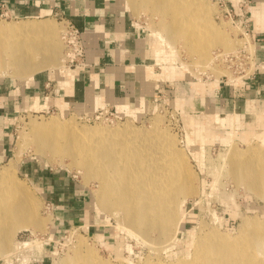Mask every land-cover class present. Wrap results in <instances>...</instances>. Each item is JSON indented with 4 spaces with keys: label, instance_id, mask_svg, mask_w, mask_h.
Instances as JSON below:
<instances>
[{
    "label": "bare ground",
    "instance_id": "1",
    "mask_svg": "<svg viewBox=\"0 0 264 264\" xmlns=\"http://www.w3.org/2000/svg\"><path fill=\"white\" fill-rule=\"evenodd\" d=\"M124 3L133 9L132 12L140 8L150 9L154 13H161L163 20L166 16L169 18L168 22L163 21L167 36L158 33V36L166 39L168 48H175L173 45L182 40L193 54L198 55L203 65L215 60L206 53L207 42L202 36V25L193 20L207 19L204 14L209 13L212 7L205 0H125ZM184 8L200 12L190 18L180 17L179 13ZM2 23V67H10L24 82L48 68L60 69L58 55L61 47L56 37L61 28L53 21L22 19ZM218 30L215 27V34L220 33L221 30ZM226 50L229 48L226 47ZM161 55L162 50L157 49V59ZM65 58L64 55V63ZM166 72L170 78L177 73L173 65L167 67ZM230 78L234 79L233 75ZM230 82L236 84L242 80ZM213 83L201 84L202 90L198 85L199 91L205 92L210 87L220 85L218 80ZM178 101L181 106L186 103L184 98ZM205 117L220 120L219 114L195 120L190 117L189 120L194 126H205L207 136H211V122H206ZM225 118L227 123H233L238 115ZM159 122L160 119H157L150 128L136 127L131 123L102 128L79 126L74 120H61L57 116L41 121L32 119L16 147L15 155L0 168V257L8 258L13 253V248L17 247H13V242L20 230L30 229L34 234L46 225L44 219L35 215L39 211L40 200L17 176L23 148L29 142L34 143L40 155L60 159L69 157L85 178L96 180L99 188L93 194L94 206L118 216L121 224L137 237L150 243L152 237L156 236L152 241L158 245L179 241L184 227L185 206L189 198L198 194V177L185 151L177 147L176 138L163 125L159 126ZM242 138L247 140L249 137ZM259 140L262 143L252 145L248 155L246 151L232 147L223 158L224 163L227 162L226 174L238 184L245 183L251 191L264 198V134ZM226 142H229L228 137ZM77 238L73 254L62 259L60 264H113L100 258L93 249H86L81 237ZM19 245L22 247L25 243ZM190 248L191 252L185 258H178L172 264H264V220L258 217L243 219L241 230L236 235L222 234L216 228L206 233L201 230ZM143 264L154 263L147 259Z\"/></svg>",
    "mask_w": 264,
    "mask_h": 264
},
{
    "label": "rangeland",
    "instance_id": "2",
    "mask_svg": "<svg viewBox=\"0 0 264 264\" xmlns=\"http://www.w3.org/2000/svg\"><path fill=\"white\" fill-rule=\"evenodd\" d=\"M114 1L122 8H125L133 18L138 29L147 34L148 39L152 41L153 50H162V55L160 58L158 57V59L153 54L156 62L162 65L165 71L167 67L173 65L183 73L182 77H178L180 83H182L178 86L181 87L182 90L178 92V86L176 84L179 82L176 81V84H172L173 86H171L174 88L173 90L176 91L175 97L166 95L157 103L147 108L144 114L141 113L143 114L142 116L124 117L115 123L104 121L89 122L86 118L91 115L79 114L76 111L69 112L67 115H65L66 113L62 114L61 111L47 114H21L14 120V124L11 127L13 143L10 155L4 163L0 164V168L1 166L7 165L10 159L15 155L16 147L18 143L21 142L23 135L27 132L29 122L32 119L37 118V120L41 121L42 119L57 116L61 120H74L79 126H100L102 128H115L123 123H131L136 127L146 126L150 128L153 122L160 119L159 126L167 128L176 138L178 143L177 147L185 151L188 161L198 177L196 181L198 194L189 198L185 206L184 227L182 229L183 231L180 232L182 238L180 237V240L175 244L169 245V243H165L159 244L161 245L159 246L156 241V243L152 241L156 239L154 235L151 242L149 241L150 243L137 237L126 226L121 224V220L118 216L110 213L108 210H98V208L94 206L93 194L99 188V184L96 180L85 178L76 166L73 165L69 157L60 159L59 157L51 158L49 156L40 155L36 151L34 143L29 142L27 146L23 148V153L21 155L22 163L17 170V176L40 200L39 211L37 210V212H34L36 217H41L45 220L46 225L34 234L30 229L20 230L13 242V247L15 245H17V247L13 248V253H11L8 258L7 256L0 257V264H43V261H45L46 264H60L62 259L68 258V256L73 254V250H75L77 244V236L81 237L86 249H93L100 258L113 264H143L147 259L154 264H158V262L162 264H172L173 262L175 263L178 258H185L188 253L191 252L190 247H192L194 243V237L200 233L201 230L206 233L216 228L222 234L227 233L236 235L239 230H241L243 219L258 217L264 220V198L251 191L245 183L238 184L226 174L227 162L225 161V164L223 158L225 154L229 153L232 147L237 150L246 151L248 155L252 145L257 146L262 143L259 137H262L264 130H260V132L253 135L250 133L247 140L242 139V141L236 139L233 142L229 141L230 143L228 142L229 144L227 145H216L210 142L203 143L201 140L192 136L194 138V145H192L189 143V137L187 140L189 125L186 123L185 114L178 101L179 98L176 101L178 95L180 93L183 94V90L186 94L192 92L183 86L184 83L186 84L189 81L197 82L198 84L194 83V86L195 89L198 90L201 84H214L213 82L216 80H218L219 83H231L230 80L238 81L243 79L244 76L252 74L254 67L250 70L247 69L246 73L241 74L240 71L237 72L236 70L239 62L235 63L234 67L231 68L223 63L219 65L217 63L215 64L214 59L212 61L213 63H204L203 65L198 55L195 52L193 54L184 41H177V43L173 45L175 48L170 49L166 46V39L164 40L162 36H158V33H162L164 37L167 36L166 27L163 23V21L168 22L169 18L167 16L166 19L163 20V15L161 13H154L150 9L142 8L132 12L131 10L133 9H130L128 4L124 3L125 0H113V3ZM205 1L212 7L209 13H202L207 19H193L199 21L202 25V36L207 42V47H202H206V53L213 58L216 53L219 52L225 55H227L226 53H228V55L237 54L241 47L243 48L246 41L249 40L248 36H243L245 31L241 26L240 17H237L234 12L231 14L232 16H229L225 12V7H223L218 0ZM199 12L200 11L193 8H184L179 13V16L190 18L191 15H195V13ZM43 19H49L53 21L57 27L61 28L60 34L56 37V41L59 42L61 47L58 58L61 60V65H59L60 69L66 68L68 65L63 61L66 53V46L63 40L65 23L56 16L42 17L36 20ZM17 20L22 19H9L6 20V22H15ZM215 27L219 28L218 31L221 30L219 34H215ZM226 47H228L229 50H226ZM1 54L0 52V57L2 58ZM185 65L186 68H184ZM210 66L216 67V69L212 70ZM46 70L56 69L48 68ZM12 72L13 70H11L10 67L7 66L5 68L0 65V78L4 76L24 82L21 77L16 76L14 72ZM234 72H237V74H234ZM231 75H233L234 79H229ZM219 86L220 85L217 87ZM202 87L203 86H200L201 90L203 89ZM210 90L214 91L215 88L210 87ZM204 120L206 122L213 123L214 121L220 124L222 123L221 125L223 126L225 125L223 121L220 122L216 119L212 120L208 117H205ZM212 132L214 135L215 132ZM213 135H211V137ZM222 141H226V138H223ZM46 159L48 161H46ZM55 173L69 175L78 185L86 187L90 193L88 209L86 211L87 215L85 213L86 218L77 225L60 228L58 226V217L60 214L56 211V207L45 198V193L42 189L43 181L41 179L51 177ZM48 204H50V206H48ZM52 236H54V238ZM152 242L153 245H151ZM19 243H25V245L20 247ZM38 247L40 249H38ZM33 248L41 252L38 256V260H33L31 258V250ZM15 249H18L20 252ZM70 253L71 255H69Z\"/></svg>",
    "mask_w": 264,
    "mask_h": 264
},
{
    "label": "crops",
    "instance_id": "3",
    "mask_svg": "<svg viewBox=\"0 0 264 264\" xmlns=\"http://www.w3.org/2000/svg\"><path fill=\"white\" fill-rule=\"evenodd\" d=\"M1 2L8 5L14 19L56 16L75 24L83 34L86 59L82 66L45 70L30 82L0 78V164L10 155L11 127L21 114L61 111L67 115L76 111L93 116L110 107L119 119L139 117L164 96L175 97L172 84L176 81L179 82L177 86L182 84L178 77L183 73L176 68L177 73L168 77L153 56H156V49L153 50L147 34L140 31L129 12L113 0ZM229 5L237 17L247 14L254 43V71L249 79L236 84L221 82L214 91L194 89V81L184 83L183 86L192 92L187 95L183 90L176 101L178 98L186 100L182 109L189 125L187 140L189 137L192 145L194 138L203 143L227 145L230 142H223V138L228 137L233 142L264 130V0H230ZM181 90L178 86V92ZM216 114L220 116L218 121L224 120L225 125L211 123L215 132L212 137L207 136L205 126H193L189 120L190 117L195 120ZM230 115H238V118L227 123L225 117L230 118ZM41 180L46 200L60 214V228L77 225L86 218L90 197L86 187L60 173Z\"/></svg>",
    "mask_w": 264,
    "mask_h": 264
},
{
    "label": "built area",
    "instance_id": "4",
    "mask_svg": "<svg viewBox=\"0 0 264 264\" xmlns=\"http://www.w3.org/2000/svg\"><path fill=\"white\" fill-rule=\"evenodd\" d=\"M218 2L225 7V12L232 16L233 13L232 8H230V0H218ZM14 19L12 14L10 13L9 7L5 2L0 3V24L3 21ZM65 23V29L63 33V40L66 46V53H65V61L68 67H78L82 66L85 63L86 59V47L84 45L83 35L81 30L72 22L66 19H61ZM241 26L244 29L245 33L243 36H248V39L241 49L234 55H225L223 53H216L215 55V63L218 65L223 63L227 65V67L231 68L234 67V64H237L236 70L240 73H246L247 69H252L255 65L254 61V43L250 35V27L247 20V14L240 16ZM247 38V37H246ZM234 72V74H237ZM252 74L249 76H244L242 81H245L250 78ZM227 78V77H226ZM229 80V79H227ZM89 122H97V121H104V122H111L115 123L119 121V117L117 116L116 111L114 108H104L98 111L95 115L89 116L86 118ZM50 206V204H48ZM41 252L36 251L35 249L31 250V258L33 260H38V256Z\"/></svg>",
    "mask_w": 264,
    "mask_h": 264
}]
</instances>
